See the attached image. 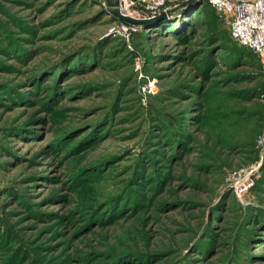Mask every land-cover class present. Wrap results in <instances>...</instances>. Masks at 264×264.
Instances as JSON below:
<instances>
[{"label":"rangeland","instance_id":"obj_1","mask_svg":"<svg viewBox=\"0 0 264 264\" xmlns=\"http://www.w3.org/2000/svg\"><path fill=\"white\" fill-rule=\"evenodd\" d=\"M106 12L0 0V264H264V73L219 15Z\"/></svg>","mask_w":264,"mask_h":264},{"label":"built area","instance_id":"obj_2","mask_svg":"<svg viewBox=\"0 0 264 264\" xmlns=\"http://www.w3.org/2000/svg\"><path fill=\"white\" fill-rule=\"evenodd\" d=\"M100 6L111 11L107 0H95ZM173 0H118V9L124 14L134 18H145L148 13L165 2ZM220 17L228 23L229 34L237 45L249 49L257 58L260 70L264 73V0H206ZM141 26L132 25L115 20L114 25L108 30L112 36L119 35L129 41L132 34ZM138 66V65H137ZM155 79H151L143 90L154 92Z\"/></svg>","mask_w":264,"mask_h":264},{"label":"trees","instance_id":"obj_3","mask_svg":"<svg viewBox=\"0 0 264 264\" xmlns=\"http://www.w3.org/2000/svg\"><path fill=\"white\" fill-rule=\"evenodd\" d=\"M196 4L197 3H193V4L190 3L191 6H187V7H184V8L180 9V11H183L186 16L188 15L187 17H190V15L192 13H194L193 16L196 18V20H194V22L192 24H190V26L191 25L195 26L197 23H200L202 21L203 23L206 24V27L208 28L209 32H212V33H215L216 35H218L217 34L218 31L216 29L217 24H218V19H217L218 14H217L216 10L210 4H208V2L206 0H201L198 5H196ZM191 10H192V13L190 14ZM111 18H113V17L111 16ZM113 19L117 20L115 18H113ZM198 20H200V21L197 22ZM148 27H152L154 29L153 31H155V32L159 31L160 28H166V31H168L169 28H170L167 20H163L158 25H155V26L153 25V26H148ZM214 31H216V32H214ZM134 35H136V33L132 34V36H134ZM211 41H213L212 37H211ZM228 42L230 43V40ZM228 42L226 41L225 43L227 44ZM233 42H234L235 45L225 46V47H228V49H230L232 51V56L234 58H238L239 57L243 61H250V62H251L252 59H254L256 65L260 69V66L258 64L256 56L249 49L237 45L235 41H233ZM225 49H227V48H225ZM50 77H51L50 78V80H51L50 81V86L52 88H54L55 84H56V79L54 78L55 76L52 73L50 75ZM180 142H181V140L178 143H180Z\"/></svg>","mask_w":264,"mask_h":264},{"label":"water","instance_id":"obj_4","mask_svg":"<svg viewBox=\"0 0 264 264\" xmlns=\"http://www.w3.org/2000/svg\"><path fill=\"white\" fill-rule=\"evenodd\" d=\"M200 1L201 0H173V2L168 1L165 2L161 7H157L156 10L159 12L157 16L152 15V11H150L145 18H134L122 14L118 9V0H107V6L109 7L113 18L128 24L143 26L158 18L164 19L166 15L174 11H180L181 8L191 6L190 3H197L196 5H198Z\"/></svg>","mask_w":264,"mask_h":264}]
</instances>
